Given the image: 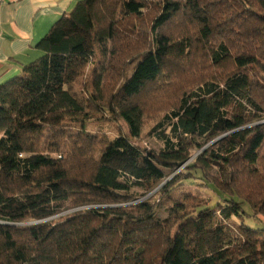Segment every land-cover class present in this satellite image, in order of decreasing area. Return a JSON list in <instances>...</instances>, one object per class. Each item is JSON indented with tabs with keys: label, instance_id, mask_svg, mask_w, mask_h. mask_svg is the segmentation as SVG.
<instances>
[{
	"label": "trees",
	"instance_id": "1",
	"mask_svg": "<svg viewBox=\"0 0 264 264\" xmlns=\"http://www.w3.org/2000/svg\"><path fill=\"white\" fill-rule=\"evenodd\" d=\"M37 48L0 84V264H264V0H79Z\"/></svg>",
	"mask_w": 264,
	"mask_h": 264
},
{
	"label": "crops",
	"instance_id": "2",
	"mask_svg": "<svg viewBox=\"0 0 264 264\" xmlns=\"http://www.w3.org/2000/svg\"><path fill=\"white\" fill-rule=\"evenodd\" d=\"M79 0H3L0 2V84L19 75L42 52L38 43Z\"/></svg>",
	"mask_w": 264,
	"mask_h": 264
},
{
	"label": "rangeland",
	"instance_id": "3",
	"mask_svg": "<svg viewBox=\"0 0 264 264\" xmlns=\"http://www.w3.org/2000/svg\"><path fill=\"white\" fill-rule=\"evenodd\" d=\"M106 63H107V55L104 54L102 49L99 47L97 50V54H96V60L94 61L93 64H91L88 67V69L86 71V73L89 75L88 82L90 85L93 83V80H94L93 71L97 70V72L102 73L104 67L106 66ZM85 80H86V77H85ZM85 80H83V81H85ZM102 119L103 118L99 117V121H93V120L87 121L86 122V129L90 133H95V134H99V135L108 134L109 136H113V137L116 136L120 127L125 129V125L122 122H120L118 124L116 122H110V121H106V120H102ZM137 143L143 147H148V148L155 149L158 151L164 146V143L161 139L150 134V127H147L144 129L143 137H142V139L137 140ZM194 157L195 156H193V158ZM189 162H187L185 165L189 164ZM193 173L196 177L193 179L185 181L182 189H185L186 191L191 192V193L198 194L200 197L209 198L210 199L209 206L215 207L217 202L219 200H222L221 199L222 196L219 193H217L211 186H204L205 182L203 179L200 178L201 174L199 172L193 171ZM180 189L181 188H177L175 191L178 193V191ZM134 190L136 192H141V190L139 188H135ZM150 195H152V194H148V195H144V196L140 197L137 201H135V203L138 201H142V200L149 198ZM245 210L251 211L248 204L246 205ZM159 215L162 218H165L169 215V213L167 212L166 208H162L161 210H159ZM234 220L236 221V223H239L238 219L234 218ZM246 223L251 225V226H257V227L264 225L263 220L259 217H256V216L254 217V219L253 218H247Z\"/></svg>",
	"mask_w": 264,
	"mask_h": 264
},
{
	"label": "built area",
	"instance_id": "4",
	"mask_svg": "<svg viewBox=\"0 0 264 264\" xmlns=\"http://www.w3.org/2000/svg\"><path fill=\"white\" fill-rule=\"evenodd\" d=\"M3 0H0V2H2Z\"/></svg>",
	"mask_w": 264,
	"mask_h": 264
},
{
	"label": "water",
	"instance_id": "5",
	"mask_svg": "<svg viewBox=\"0 0 264 264\" xmlns=\"http://www.w3.org/2000/svg\"><path fill=\"white\" fill-rule=\"evenodd\" d=\"M216 140H217V139H215L214 141H216ZM214 141H213V142H214Z\"/></svg>",
	"mask_w": 264,
	"mask_h": 264
}]
</instances>
